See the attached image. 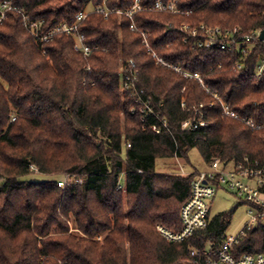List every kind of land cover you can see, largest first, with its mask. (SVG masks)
I'll return each instance as SVG.
<instances>
[{
    "label": "trees",
    "instance_id": "16d2710c",
    "mask_svg": "<svg viewBox=\"0 0 264 264\" xmlns=\"http://www.w3.org/2000/svg\"><path fill=\"white\" fill-rule=\"evenodd\" d=\"M157 1L141 0L132 31L128 17L106 18L93 9L105 3L126 10L134 0H15L33 20L45 21V30L73 25L89 11L79 31L98 48L90 56L75 50V37L66 34L35 40L19 14L0 25V264H183L192 262L193 250L216 252L225 241L234 211L213 217L181 243L159 234V225L181 230V209L200 171L163 174L156 165L193 150L209 164L244 157L264 164V77H256L264 43L255 41L245 55L193 50L181 31L184 24L239 28L243 35L263 30L264 0H178L177 14L157 11ZM139 30L159 57L199 73L235 112L263 127L224 116L198 80L157 64ZM129 60L170 133L153 132L159 120L131 112L134 100L121 92V65ZM200 104L209 126L181 131ZM36 174L49 179H27ZM232 252L264 253V226Z\"/></svg>",
    "mask_w": 264,
    "mask_h": 264
},
{
    "label": "built area",
    "instance_id": "2783aa9c",
    "mask_svg": "<svg viewBox=\"0 0 264 264\" xmlns=\"http://www.w3.org/2000/svg\"><path fill=\"white\" fill-rule=\"evenodd\" d=\"M177 2L178 0H171L168 3H164L159 0L155 5V9L159 12L177 14L180 13ZM105 3L102 6H97L93 11L104 15L106 18L115 12L120 18L122 16L128 17L133 21L131 26L132 31L138 30L135 25L134 16L138 11L143 10L141 0H134L133 6L126 10H109L106 8ZM11 13L19 14L26 30L35 40L41 43H48L54 40L56 36L66 34L75 37V50L82 52L85 56H90L92 52L98 49L89 46L86 43L85 36L79 31V23L87 18L89 11L79 13L76 17L77 22L73 25L59 24L48 30L44 29L45 21L33 20L22 8L16 5L15 0H0V25L8 19ZM139 31L144 38L143 42L149 54L156 59L157 64L175 70L185 78L198 80L221 104L224 116L240 120L251 129H260L263 127L257 124L254 118L242 117L235 112L221 99L217 92H213L206 87L199 73L191 74L182 67L169 64L163 58L159 57L150 47L146 31ZM181 31L186 35V42L189 40L192 42L193 50L219 47L221 50L228 52L237 49L243 55L246 54L248 49L252 50L254 42L260 40L262 32V30H256L250 34L243 35L239 28L224 31L219 27H210L207 25L192 27L188 24H184L181 27ZM260 41L264 43V40ZM44 53L46 54V52ZM243 67V63H238L237 69H242ZM256 77H264V54L256 66ZM139 81L140 72L136 62L129 60L123 63L121 65V92L127 94L134 100L135 106L131 112L133 114L139 112L143 120L150 116L159 120L161 125L153 124L151 127L153 132L160 134L165 129L170 133L172 128L169 126L168 121L161 118V115L152 107V100L147 98L145 90L139 87ZM211 106L213 107L214 103ZM182 107L186 108L185 102L182 104ZM203 108L204 104H200L194 108L195 116L181 124V131H196L199 128L209 126L208 121L205 120ZM31 170H35V168L31 166ZM68 182L69 179L65 178L59 182V186L64 187ZM121 188H123L122 183L119 184V189ZM220 190L231 193L248 204L249 221L245 229L234 239H229L226 236L225 241L216 252H213L211 248L203 251L193 250L192 262H185L183 264H264L263 252L246 253L239 257L235 256L232 252V247L235 244L247 238L248 234L257 229L259 225L264 226V164L252 160L249 157H244L236 163H226L220 159L212 161L207 170L200 171L192 180L191 195L181 209V230L171 231L159 225L157 226V231L167 241L181 243L192 237L196 232L207 229L213 218L211 215L212 203Z\"/></svg>",
    "mask_w": 264,
    "mask_h": 264
},
{
    "label": "rangeland",
    "instance_id": "374dc122",
    "mask_svg": "<svg viewBox=\"0 0 264 264\" xmlns=\"http://www.w3.org/2000/svg\"><path fill=\"white\" fill-rule=\"evenodd\" d=\"M210 167L206 163L197 150L188 153L187 158H182L179 155L166 160H158L156 171L163 174H181L189 175L190 173L207 170ZM31 181H43L49 179L40 175H30L27 177ZM234 211L230 225L226 230V236L229 239L237 237L246 227L249 221V206L242 199L235 195L220 190L213 200L211 207V215L215 217L221 213ZM264 223V222H263ZM101 238V237H100Z\"/></svg>",
    "mask_w": 264,
    "mask_h": 264
},
{
    "label": "water",
    "instance_id": "95a60500",
    "mask_svg": "<svg viewBox=\"0 0 264 264\" xmlns=\"http://www.w3.org/2000/svg\"><path fill=\"white\" fill-rule=\"evenodd\" d=\"M260 40H264V29H263L262 32H261Z\"/></svg>",
    "mask_w": 264,
    "mask_h": 264
}]
</instances>
